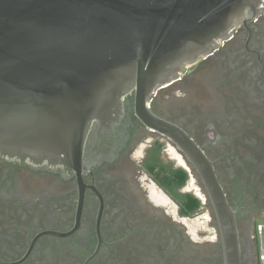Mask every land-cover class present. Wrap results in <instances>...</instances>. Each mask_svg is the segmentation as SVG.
Masks as SVG:
<instances>
[{
    "label": "flooded vegetation",
    "instance_id": "1",
    "mask_svg": "<svg viewBox=\"0 0 264 264\" xmlns=\"http://www.w3.org/2000/svg\"><path fill=\"white\" fill-rule=\"evenodd\" d=\"M124 105L113 155L81 178L0 160V264H224L217 216L195 165L139 119L135 93ZM150 107L213 162L237 211L243 264H260L254 227L264 220V11L159 87ZM85 158L94 159L91 149Z\"/></svg>",
    "mask_w": 264,
    "mask_h": 264
},
{
    "label": "water",
    "instance_id": "2",
    "mask_svg": "<svg viewBox=\"0 0 264 264\" xmlns=\"http://www.w3.org/2000/svg\"><path fill=\"white\" fill-rule=\"evenodd\" d=\"M263 11L264 0H0V160L81 178L113 155L135 93L139 119L200 173L224 264H243L237 211L213 162L150 100Z\"/></svg>",
    "mask_w": 264,
    "mask_h": 264
},
{
    "label": "built area",
    "instance_id": "3",
    "mask_svg": "<svg viewBox=\"0 0 264 264\" xmlns=\"http://www.w3.org/2000/svg\"><path fill=\"white\" fill-rule=\"evenodd\" d=\"M257 238L260 249V263L264 264V224H260L257 229Z\"/></svg>",
    "mask_w": 264,
    "mask_h": 264
},
{
    "label": "rangeland",
    "instance_id": "4",
    "mask_svg": "<svg viewBox=\"0 0 264 264\" xmlns=\"http://www.w3.org/2000/svg\"><path fill=\"white\" fill-rule=\"evenodd\" d=\"M163 160L164 161L171 160L170 157H169V155L166 152L163 155ZM260 224H264V220L263 219L258 220L257 223H256V225H255V227H254L255 241H256V246H257V250H258V256H257V258H258V262L259 263H260V249H259V243H258V238H257V229H258V226Z\"/></svg>",
    "mask_w": 264,
    "mask_h": 264
},
{
    "label": "trees",
    "instance_id": "5",
    "mask_svg": "<svg viewBox=\"0 0 264 264\" xmlns=\"http://www.w3.org/2000/svg\"><path fill=\"white\" fill-rule=\"evenodd\" d=\"M179 173L181 174V171H179ZM178 182H179V184L180 183H182L183 182V177H179V179H178ZM198 200L196 199V198H194V208H196L197 206H198Z\"/></svg>",
    "mask_w": 264,
    "mask_h": 264
}]
</instances>
